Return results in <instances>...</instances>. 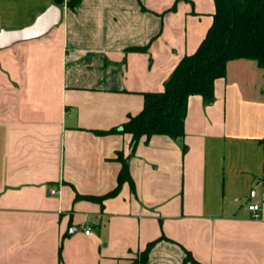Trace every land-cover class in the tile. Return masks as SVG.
I'll list each match as a JSON object with an SVG mask.
<instances>
[{
	"label": "crops",
	"instance_id": "1",
	"mask_svg": "<svg viewBox=\"0 0 264 264\" xmlns=\"http://www.w3.org/2000/svg\"><path fill=\"white\" fill-rule=\"evenodd\" d=\"M70 1L0 0V32L61 10L0 49V264H140L155 240L146 264H264V68L230 60L213 102L189 97L182 136L132 151L121 131L197 49L214 0ZM119 151L133 185L89 198L118 185Z\"/></svg>",
	"mask_w": 264,
	"mask_h": 264
},
{
	"label": "trees",
	"instance_id": "2",
	"mask_svg": "<svg viewBox=\"0 0 264 264\" xmlns=\"http://www.w3.org/2000/svg\"><path fill=\"white\" fill-rule=\"evenodd\" d=\"M78 2L79 0H72L70 5L74 6ZM214 2L212 23L197 49L180 59L162 91L144 92L141 111L130 115L121 124L122 132L132 134V151L143 136L149 139L156 134L171 137L184 135L189 97L198 94L206 102H213L215 80L226 76L230 60L252 59L264 68V0H214ZM117 131L120 130L113 127L100 133ZM117 159L122 166L116 188L101 196L89 198L103 201L118 193L125 181L133 185L128 156L119 151ZM156 241L148 243L142 251L140 264L147 263L150 249ZM188 259L192 260L189 251L185 263Z\"/></svg>",
	"mask_w": 264,
	"mask_h": 264
},
{
	"label": "water",
	"instance_id": "3",
	"mask_svg": "<svg viewBox=\"0 0 264 264\" xmlns=\"http://www.w3.org/2000/svg\"><path fill=\"white\" fill-rule=\"evenodd\" d=\"M60 18V7L53 4L39 14L33 23L23 28L2 29L0 32V49L19 41H26L45 35L52 27L60 22Z\"/></svg>",
	"mask_w": 264,
	"mask_h": 264
},
{
	"label": "built area",
	"instance_id": "4",
	"mask_svg": "<svg viewBox=\"0 0 264 264\" xmlns=\"http://www.w3.org/2000/svg\"><path fill=\"white\" fill-rule=\"evenodd\" d=\"M56 191L57 190L52 189L53 193H55ZM248 208L251 210L254 217L260 216V211H259L260 210V204L259 203H250V204H248ZM90 230H91L90 227L86 228L85 233L89 234Z\"/></svg>",
	"mask_w": 264,
	"mask_h": 264
},
{
	"label": "rangeland",
	"instance_id": "5",
	"mask_svg": "<svg viewBox=\"0 0 264 264\" xmlns=\"http://www.w3.org/2000/svg\"><path fill=\"white\" fill-rule=\"evenodd\" d=\"M261 70V69H260ZM262 72V71H261ZM264 89V88H263Z\"/></svg>",
	"mask_w": 264,
	"mask_h": 264
}]
</instances>
